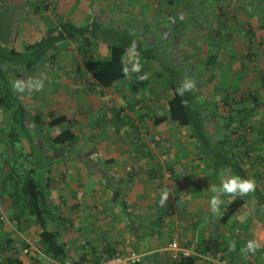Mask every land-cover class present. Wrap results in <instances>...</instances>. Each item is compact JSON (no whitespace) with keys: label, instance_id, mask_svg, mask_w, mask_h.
<instances>
[{"label":"crops","instance_id":"crops-1","mask_svg":"<svg viewBox=\"0 0 264 264\" xmlns=\"http://www.w3.org/2000/svg\"><path fill=\"white\" fill-rule=\"evenodd\" d=\"M4 4L14 10L15 20L9 34L0 33V44L20 53L37 44L48 32L55 31L59 37L61 22L98 25L96 28L94 23L95 35L89 36L87 41L67 38L51 41L46 47L45 61L36 69L25 70L23 64L4 63L12 89L30 117L38 113L47 121L50 113L65 116L70 121L62 127H71L77 136L73 144L55 145L50 141L55 133L46 126L32 129L39 133L34 147L40 158L31 155L29 160L21 159L27 167L32 163L40 165L37 173L41 172L43 180L48 182V199L59 216V239L68 244L69 259H79L83 253L92 254L107 247L123 254L136 252L142 256L140 264L170 263L176 255L166 247L176 240L200 254L201 264H255L258 259L257 264H262L263 258L254 259L253 252L246 250L248 242L253 241V233H249L253 224L251 210L247 213L245 204L223 223L221 207L218 212L212 207L208 209L211 199L217 197L214 193L217 187L210 184L214 179L210 180L200 165L198 174L191 172L192 166L202 159L200 152L196 153L200 150L199 144L191 137L189 128L160 120L167 114L166 103L172 94L171 87L159 74L164 62L173 64L166 55L170 56L168 53L175 50L173 46L166 48L168 40L165 39L176 30L172 22L176 19L172 16L174 9L170 8H175L177 1L0 0V7ZM256 6L264 7V0H253V7ZM207 11L204 7L193 12L196 19H191L185 32L186 43L192 45L191 56L187 58L191 61L186 68L190 81H200L193 74L194 58L198 57L203 64L210 52L211 33L205 24L213 22ZM220 13L216 10L211 15L215 17ZM135 17L143 18L145 25L134 24ZM258 19L259 24L263 22L259 16ZM215 22L213 28L217 29L219 23ZM149 26L157 29V39L146 31ZM217 31L212 29L211 32ZM114 36L130 37L133 43H140L143 50L156 47L166 58L144 61L140 52L130 51L125 58L129 69L127 77L112 87L100 88L86 72L84 61L109 58L107 39ZM179 40L184 43L183 38ZM220 52L219 47H214L213 53ZM262 67L258 68L264 70ZM205 70L208 74L210 69ZM149 73L152 77L156 74L157 80H151ZM204 80L207 85L211 82L208 75L202 78ZM199 83L203 90L205 83ZM100 121L102 133L98 128ZM0 128L1 176L9 171L4 169L6 160L12 163L15 157L13 150L5 146L8 129ZM98 133L105 136L101 139L103 142H99ZM251 145L249 143L248 148ZM23 147L26 153L30 152L27 144ZM243 167L247 177L253 180L251 154L245 158ZM223 176L225 180L231 175L225 172ZM206 183L208 187L204 188ZM0 194V197H8L3 190ZM165 195L167 202L161 204ZM227 200L230 201L227 198L225 202ZM6 228L0 223V263L8 256L18 255V250L26 248L27 241L39 239L31 216L23 218L17 229ZM163 231L169 236L157 240ZM215 242L219 246L216 255L209 250ZM37 257L32 264H60L45 255Z\"/></svg>","mask_w":264,"mask_h":264},{"label":"trees","instance_id":"trees-1","mask_svg":"<svg viewBox=\"0 0 264 264\" xmlns=\"http://www.w3.org/2000/svg\"><path fill=\"white\" fill-rule=\"evenodd\" d=\"M13 11L12 13H14ZM94 23L77 26L70 21L61 22L59 37L55 31L48 32L37 44L28 46L27 50L23 53L17 52L14 49H8V47L0 44V127L3 126L8 129L5 135L8 143L5 146L6 149L10 148L13 150L12 155L15 157L13 159L14 163H9L6 160L7 167L5 166L6 168L4 169H9V171L7 170L8 173H3L0 176V192L3 190L8 196L0 197L3 203V206L1 205L0 208V212H2L0 215L4 214L8 221L5 223L0 221V223L5 225L6 229H17L23 218L31 216L37 225L38 229L36 233H38L39 237L38 241L33 240L26 243V248L31 245L34 247L33 249H36L34 254L25 253L24 250L26 248L24 250L20 249L18 250V255L13 257L8 256L5 258V262H1L0 264H32V261H36L37 256L40 255L58 260L60 264L68 261L76 264L85 260L99 261L103 255L113 257L123 254L106 247L96 252L93 251L92 254L83 253L79 259H69L68 244L61 242L59 239V216L53 211L48 199V182L43 180L41 172L37 173L39 171V164L32 163V166L29 165L27 167L28 165H25L18 158L29 160L31 155H34L35 159L40 158V153L34 147L35 137L33 135L34 133L37 136L39 133L38 131L30 132L32 129L40 130L41 127L45 126L47 128L61 127L69 123L70 120L65 116H59L55 113H50L49 120L47 121L42 120L41 115L38 113L30 117L26 106L12 89L4 65V63L8 65L19 64V66L23 64L25 70L36 69L41 62L45 61L46 47L51 44V41H55L56 39L58 41V38H67L72 41H87L89 36L93 37L95 35L94 30L97 24L95 23V25ZM218 31L214 36L209 34V41L211 42L209 43L210 52L205 56L204 64L206 69L211 70L215 67L220 68L221 66L218 56L223 53L220 52L221 54H218L213 53V51L214 47L220 46L218 43H222V35L226 36V38L228 35L226 32ZM9 32L5 33L9 34ZM263 36L264 22H261L257 30L253 32V37L262 43ZM228 40L224 42L227 43ZM107 42L110 43L109 58H92L84 61L86 72L100 88L112 87L127 77L129 69L125 58L130 51L140 52V54L144 55V57L142 56L144 60L153 59L159 61L164 56L157 52V50L155 51L154 48L143 50L142 45L140 43H133L130 37L121 38L114 36L108 38ZM240 56L244 57L245 60H251L254 57L251 48L247 52L240 53ZM134 63H136V60ZM171 64L164 62L161 65L162 70L159 74L163 76L165 83L171 87L172 91L171 97L166 103L167 114L160 120H170L190 129L191 137L200 146L201 157H210L212 161L211 164L208 162L207 165L213 173L211 176L214 181L217 179L216 175L219 172L223 175L227 172L228 175H239L242 178L249 179L243 163L245 158L250 156V154L253 156L258 147L251 145L248 148L249 143H247V140L250 139L253 132L257 129H255L253 122H257V118L261 116V113H264V98L259 92L252 93L251 91H244L240 96L236 94L232 96L231 93L233 91L226 93L227 90L224 89L225 83L223 81L217 86L218 94L220 92L221 98L218 101L206 100L203 98L202 86L199 81H190L186 72ZM260 81L264 91V71H261ZM188 82L193 83L194 86L191 90L185 91L183 95H180L179 90ZM259 125L258 134L260 136L258 142L263 143L264 123H260ZM211 126H213V129L210 128ZM31 136L33 138L29 139L30 152L26 153L23 149L24 147H22L21 151L23 154H19V149L14 143L21 142L22 145H26L25 139ZM76 137L75 131L71 127L65 126L57 133L52 134L50 141L55 145L66 144L68 146L76 141ZM243 146L245 148H242ZM236 148L243 150L239 152L235 150ZM7 152L10 153L6 150ZM258 159L260 162L264 161L259 155ZM250 197L253 199V204L261 206L260 214L264 215V193L262 188L256 184L255 191L243 195L241 198H236L225 206L221 221L226 223L245 204L248 206L247 200ZM9 222H14L15 228H12L8 224ZM209 250L216 255L219 251L218 243L215 242ZM263 252L264 246L260 250L259 255ZM233 256L231 255V257ZM201 259L202 257L198 253L190 256L179 255L170 263L163 262L162 264H201ZM258 260L260 261V259ZM258 260L255 264H257ZM207 264L220 263L209 262Z\"/></svg>","mask_w":264,"mask_h":264},{"label":"rangeland","instance_id":"rangeland-1","mask_svg":"<svg viewBox=\"0 0 264 264\" xmlns=\"http://www.w3.org/2000/svg\"><path fill=\"white\" fill-rule=\"evenodd\" d=\"M177 4L175 8H170L174 9L172 12L173 18H176L172 20L173 23H175V28L176 30L173 31L171 34H169V38L165 39L168 40L166 42V48H169L173 46V49L175 52L168 53L171 54L166 55L167 57H170V61L175 64V67H179L182 69L184 72H186V68H188V64L190 63L187 60L189 56H191V50H192V45L186 43V38H185V32H187L188 27L191 25L190 22L192 21L191 19H196L193 17V12L200 11L202 8L205 7L206 11L208 12L210 18H212L213 24H217L216 21H218L219 27L217 25V29L213 28V24L211 22H207L206 28H210V33L212 34V29L213 30H220L222 32H226L228 37L222 35V43L220 44V49L223 54L219 55L218 58L220 60V68H213L209 70L208 74L205 70L204 63L202 64L201 60L196 57L194 58V62L192 63V66H194V71L193 74L200 79L199 82H206V80L202 81V78L205 75H208L211 79V82L207 85V83L204 84L203 87V98L206 100H213V101H218L219 98H221V94L217 90V86L221 84L220 82L224 81V89L227 90V92H231V95L233 96L236 94L237 96L242 95L244 91H251L253 92H259L260 95L264 98V91L263 88L261 87V81H260V74L261 71H264L261 68H264V41L262 43L257 41L253 37V30H257L258 28V16L262 21L264 22V7H253V0H218V2H214L213 0H176ZM216 5H215V4ZM245 3V4H243ZM258 2H256L257 4ZM204 4V6H202ZM258 5V4H257ZM220 6V7H219ZM177 10V11H176ZM218 10V13L221 11L217 16H213L211 14L214 13V11ZM182 13L181 16H177ZM253 13V14H251ZM258 14V15H257ZM257 16V17H256ZM146 19V18H144ZM152 19V18H151ZM202 19V18H201ZM15 20V15L12 13V8L9 5H2L0 7V33H5L7 31H12V22ZM203 20V19H202ZM132 21H134V24L137 25H145L144 20L141 17H135ZM200 21V20H199ZM133 23V22H132ZM141 23V24H140ZM200 24V23H199ZM198 24V27H201ZM209 26V27H207ZM124 28H126L124 26ZM123 28V30H124ZM10 29V30H9ZM130 31H133L130 29ZM146 31L148 34L152 33L153 38H158V32L155 27H150ZM200 29V33H201ZM125 32V31H124ZM137 33V32H136ZM183 38L184 43L180 41L179 39ZM226 38V39H225ZM178 39V40H177ZM229 39V40H228ZM228 40L227 43L224 41ZM188 41L192 42L190 39ZM211 41H209L210 43ZM225 43V44H224ZM165 46V45H164ZM169 46V47H167ZM223 46V47H222ZM226 46V47H225ZM172 48V47H171ZM249 48L252 49L254 57L251 58V60H245L244 57L240 56V53L247 52ZM155 51L159 52L158 48H154ZM168 52L169 50L166 49ZM183 51V52H182ZM185 52L188 54L185 55ZM197 54V51L195 52ZM164 56V58H166ZM145 61V60H144ZM142 62V59H141ZM219 63V62H218ZM243 64V66H242ZM187 65V67H186ZM258 69L256 72L255 70ZM153 74H148V77L151 80H157V76L152 77ZM202 77V78H201ZM165 81V79H164ZM198 82V81H197ZM223 84V83H222ZM235 97V96H234ZM46 107V106H45ZM45 111V109H44ZM44 114H47V112H44ZM264 119V113H261V116L257 118V122H253V125L255 127V131L251 135L250 139L247 140V143L253 144L254 146H257V151L253 153V178L255 180V183L258 184L264 193V161L260 162L258 159V155L264 159V142L259 143V124L262 123V120ZM101 125H99V129L103 130L102 122H99ZM62 127V126H61ZM61 127H56V128H48L50 132L52 133H57L58 131L61 130ZM213 129V126L210 127ZM33 133V131H30ZM100 136L99 142L101 139H105V136H101L100 133H98ZM34 137L36 138V135L33 133ZM1 137V136H0ZM6 138V136H5ZM33 137H27L25 140L26 144L28 145V148H31L29 146V139H32ZM8 143V142H6ZM15 146H17L20 150H18L19 154L22 153L21 149L23 147L21 142H16L14 143ZM201 153L200 150H197L196 153ZM23 154V153H22ZM21 160L22 158H18ZM208 162L211 164L212 161L210 157L207 158H202L198 164L196 163L195 165L192 166L191 172L193 174H198L200 171V168L198 165H200L201 168L204 169L205 172H207L210 176V180H213L209 166L207 165ZM203 171V172H204ZM204 176H206L205 173H203ZM259 174V175H257ZM259 176V177H258ZM71 177V176H70ZM72 178V177H71ZM216 180L211 181L210 184L216 185L218 188L222 181L224 180V176L222 173H218L216 175ZM2 179V178H1ZM218 180V181H217ZM208 184L206 183L204 185V188H207ZM215 187V186H214ZM216 188V189H217ZM216 189H214V193L218 196L219 193H217ZM221 195V194H219ZM224 201V203L220 206L222 210H224L226 203L230 202L231 200L234 199L233 196H222L221 197ZM229 198L225 202V199ZM247 200V198H246ZM211 202V201H210ZM248 206H247V213L249 210L253 213V224L250 227L251 231L249 233H253V241L256 242L258 247L256 248L255 252H253L252 258H263L262 264H264V253L259 255L261 248L263 249L264 246V215L260 214V209L261 206H257L253 204V199L250 197L249 200H247ZM212 206H208V209H211ZM249 207V208H248ZM222 210L220 212H222ZM262 219V220H261ZM165 236H169L167 232L163 231V234L160 235V237L157 240H164L166 239ZM149 241L152 240L151 238H147ZM153 242V240H152ZM251 253V252H250Z\"/></svg>","mask_w":264,"mask_h":264},{"label":"clouds","instance_id":"clouds-1","mask_svg":"<svg viewBox=\"0 0 264 264\" xmlns=\"http://www.w3.org/2000/svg\"><path fill=\"white\" fill-rule=\"evenodd\" d=\"M193 83L188 82L183 85L179 90V94L183 95L185 91L191 90ZM256 183L252 179H245L239 175H231L227 179L223 180L221 185L216 189V191L222 195H247L255 191ZM168 196L162 197L161 204L167 202ZM211 206L214 212H218L220 206L224 203L223 199L219 196L211 199ZM258 245L255 241H249L247 244V251L255 252Z\"/></svg>","mask_w":264,"mask_h":264},{"label":"built area","instance_id":"built-area-1","mask_svg":"<svg viewBox=\"0 0 264 264\" xmlns=\"http://www.w3.org/2000/svg\"><path fill=\"white\" fill-rule=\"evenodd\" d=\"M153 148L155 147L154 144L152 146ZM164 158V157H163ZM1 210V209H0ZM2 213V212H0ZM0 221L2 223L8 222L7 218L5 217L4 214L0 215ZM12 228H15L14 222H9L8 223ZM31 244V243H29ZM30 247L26 248L24 250L25 253H31L34 254V251L36 249H33L34 247L29 245ZM167 250L172 251L175 253V257L177 258L179 255L182 256H190L197 254V252L193 249H190L188 247H184L181 244H179L176 240L171 241L170 243L167 244L166 247ZM142 259V256L137 254L136 252H131L128 254H122L118 256H109V255H103L102 258L99 261H81L76 264H140ZM64 264H72V262L68 261Z\"/></svg>","mask_w":264,"mask_h":264}]
</instances>
